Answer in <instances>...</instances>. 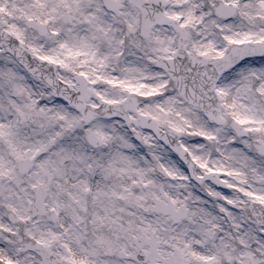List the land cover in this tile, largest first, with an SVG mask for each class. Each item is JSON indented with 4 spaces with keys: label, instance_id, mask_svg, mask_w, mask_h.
<instances>
[{
    "label": "snow or ice",
    "instance_id": "obj_1",
    "mask_svg": "<svg viewBox=\"0 0 264 264\" xmlns=\"http://www.w3.org/2000/svg\"><path fill=\"white\" fill-rule=\"evenodd\" d=\"M0 264H264V0H0Z\"/></svg>",
    "mask_w": 264,
    "mask_h": 264
}]
</instances>
